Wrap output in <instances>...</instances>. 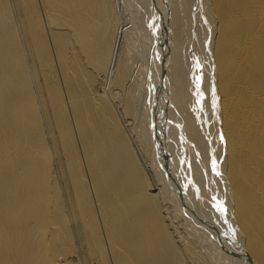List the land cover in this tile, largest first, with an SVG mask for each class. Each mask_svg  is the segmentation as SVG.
I'll list each match as a JSON object with an SVG mask.
<instances>
[{
    "label": "bare ground",
    "instance_id": "obj_1",
    "mask_svg": "<svg viewBox=\"0 0 264 264\" xmlns=\"http://www.w3.org/2000/svg\"><path fill=\"white\" fill-rule=\"evenodd\" d=\"M195 11L0 0V264H264V0Z\"/></svg>",
    "mask_w": 264,
    "mask_h": 264
},
{
    "label": "rangeland",
    "instance_id": "obj_2",
    "mask_svg": "<svg viewBox=\"0 0 264 264\" xmlns=\"http://www.w3.org/2000/svg\"><path fill=\"white\" fill-rule=\"evenodd\" d=\"M194 1V7L196 9L195 14L197 15V18L193 15L192 16V20L190 21V30H195L198 34V43L199 46L203 47L204 49L207 48L208 46V39H209V34L207 33V25L210 24V22L208 21V19H201L200 15L202 13V0H193ZM184 37V36H183ZM182 38V37H181ZM169 39V38H168ZM176 50L184 57H186V59L183 61L184 63L187 61V58L193 54V50L191 49V40H189V42H185L184 44H182L181 40L178 43ZM176 74H174V77L179 78V80L181 82H183V89L184 90H188L187 89V83L184 81L185 76L187 74V70H185L183 68V66H181L179 69L175 70ZM203 162V157L198 156L197 158V164H202ZM217 181V179H216ZM216 187V188H215ZM214 189L217 191V186H214ZM214 196H223L222 194L215 192ZM215 207H217V205H213ZM218 209H220V207H217ZM74 264H76V262H74Z\"/></svg>",
    "mask_w": 264,
    "mask_h": 264
}]
</instances>
